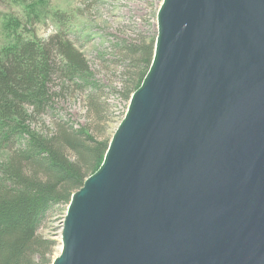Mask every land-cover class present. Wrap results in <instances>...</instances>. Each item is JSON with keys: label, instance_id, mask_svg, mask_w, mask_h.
Instances as JSON below:
<instances>
[{"label": "water", "instance_id": "obj_1", "mask_svg": "<svg viewBox=\"0 0 264 264\" xmlns=\"http://www.w3.org/2000/svg\"><path fill=\"white\" fill-rule=\"evenodd\" d=\"M157 29L52 264H264V0H163Z\"/></svg>", "mask_w": 264, "mask_h": 264}, {"label": "trees", "instance_id": "obj_2", "mask_svg": "<svg viewBox=\"0 0 264 264\" xmlns=\"http://www.w3.org/2000/svg\"><path fill=\"white\" fill-rule=\"evenodd\" d=\"M13 25L20 26L17 21ZM154 48L155 42L128 101L151 66ZM88 72L84 55L61 33L42 42L17 37L0 51V145L11 153L0 180V264H39L50 254L51 243L41 229L55 206L66 204L67 209L72 195L104 160L111 138L98 145L86 129L59 119L48 136L32 134L28 127L54 111L74 78ZM92 102L98 112L97 101Z\"/></svg>", "mask_w": 264, "mask_h": 264}, {"label": "rangeland", "instance_id": "obj_3", "mask_svg": "<svg viewBox=\"0 0 264 264\" xmlns=\"http://www.w3.org/2000/svg\"><path fill=\"white\" fill-rule=\"evenodd\" d=\"M162 3L163 0H0V51L14 45L17 37L42 42L61 33L84 55L89 67L87 74H78L70 83L54 111L30 122L31 133L48 136L59 119L74 129H86L98 145L105 146L124 119L128 96L146 70ZM14 21L19 22L18 28L13 27ZM131 49L143 52L131 53ZM91 98L97 101L98 112L92 109ZM10 154L0 145V180ZM66 212V204L55 206L41 229V235L51 245L50 254L39 264H49L60 255Z\"/></svg>", "mask_w": 264, "mask_h": 264}]
</instances>
